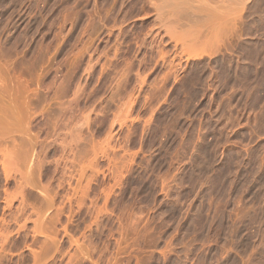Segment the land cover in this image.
Masks as SVG:
<instances>
[{"label":"rangeland","instance_id":"obj_1","mask_svg":"<svg viewBox=\"0 0 264 264\" xmlns=\"http://www.w3.org/2000/svg\"><path fill=\"white\" fill-rule=\"evenodd\" d=\"M236 2L0 0V264H264V30Z\"/></svg>","mask_w":264,"mask_h":264},{"label":"bare ground","instance_id":"obj_2","mask_svg":"<svg viewBox=\"0 0 264 264\" xmlns=\"http://www.w3.org/2000/svg\"><path fill=\"white\" fill-rule=\"evenodd\" d=\"M158 1H160V0H158ZM163 3H165V4H168L169 2H170V0H169V2H167L168 0H166V1H164V0H161ZM194 1L195 0H171V3H169L170 4V6H172L173 7V5L175 6L176 5V7L178 8V7H180V9H182V12L184 13V16H182V17H188L189 19L190 18H194L195 19V21H196V19L197 20H201L200 22H202L204 25H207L209 22H211L214 18L215 19H217L218 18V16H220L221 14H222V9H219V10H216V9H218L217 8V4L215 3L213 6H215V8L216 9H214V7H213V10H211V8H209L210 7V5L208 6L207 4H205L206 6H208V8L211 10H209L206 6H204L203 8L201 7V5L200 6H198L197 8H198V10H199V8H201V12L200 11H198L197 10V8H195L196 6L195 5H198V4H196V1H195V3H194ZM172 2H173V4H172ZM193 2V3H192ZM256 2L257 3H255V7H254V16H256V18L254 17V20L252 21V27L251 28H253V31H255V32H257L258 30V32H260V30L262 31V29L264 30V0H256ZM195 6L194 8H195V10H193V5ZM236 0H228V3H227V10L230 12V13H234L235 11H233V8H235L234 6L236 5ZM168 4V5H169ZM200 4V3H199ZM221 4V3H220ZM220 4H218V5H220ZM229 6H230V10L232 11H230L229 10ZM175 7V8H176ZM206 7V8H205ZM218 7H222V6H218ZM233 7V8H232ZM261 7H262V9H261ZM232 8V9H231ZM198 11V14H195L196 12H194V11ZM201 13V15H200V13ZM232 13V14H233ZM227 14H229V13H227ZM231 14V15H232ZM236 14V13H235ZM238 16V15H237ZM236 16V17H237ZM243 16V15H242ZM244 17V16H243ZM187 18V19H188ZM234 18L235 17H231V23H232V20H233V23L231 24V27L229 28V35H228V42H227V44H230V40L231 39H233L235 36H236V32L238 31H236V29L235 28H237V26L235 27V25H237V24H235L236 23V19H238V17L237 18H235V21H234ZM185 19V18H184ZM188 19V20H189ZM193 19V20H194ZM214 19V20H215ZM191 20V19H190ZM239 21H240V19H238ZM242 20V19H241ZM252 20V19H251ZM242 22V21H241ZM242 24V23H241ZM239 29V28H238ZM246 30H247V28H246ZM243 31V30H242ZM250 31H252V30H250ZM254 32V34H256ZM238 33V32H237ZM245 33V32H244ZM262 33V32H261ZM242 34V33H241ZM256 35H258V34H256ZM260 36V35H259ZM250 37V36H249ZM253 37V36H252ZM255 38V37H254ZM261 38V37H260ZM264 38V37H263ZM246 41V40H245ZM244 42V41H243ZM254 42H256L255 41V39H254ZM252 43L253 44V47L251 48V50L253 51V57L255 58V59H258L259 58V61H262V60H260V58H262V59H264V46H263V44H264V40H262V42L261 43ZM241 43V42H240ZM239 43V44H240ZM242 47V50L243 51H245L249 46H251L250 44H249V42L247 43V42H245V43H241L240 44ZM227 46V45H226ZM250 49V48H249ZM248 49V50H249ZM241 50V51H242ZM247 50V51H248ZM250 50V52L252 53V51ZM247 51L246 52H244L245 54L247 53ZM240 55V53L238 54V56ZM243 55V54H242ZM250 55V54H249ZM247 57H249L248 56V54L246 55ZM246 57V58H247ZM238 59V58H237ZM258 61V60H257ZM238 62V61H237ZM237 62H236V60H235V62H234V59L232 58V56H228L227 58H221L220 59V63H219V65H220V68L221 67H223V68H221V69H223L224 70V73H223V70H222V73H223V76H224V78H225V81H227V80H232V79H234L233 80V82H235V76H234V74L236 73V72H238V68H239V66L240 65H237ZM263 63V62H262ZM245 64V63H244ZM248 64V63H247ZM252 64V63H251ZM255 64V63H254ZM248 67V66H247ZM248 68H250V67H248ZM246 69V68H245ZM244 69V70H245ZM239 70H241V69H239ZM244 70H242L243 72H244ZM247 70V69H246ZM249 70H251V69H249ZM248 70V71H249ZM253 70V69H252ZM252 70H251V72H252ZM255 70V69H254ZM264 70V69H263ZM241 71H239V73H240ZM250 72V71H249ZM248 72V73H249ZM250 72V75L252 74ZM242 73V72H241ZM245 73V72H244ZM247 73V74H248ZM238 74V73H237ZM246 74V73H245ZM255 75V74H254ZM239 76H241L240 78L241 79H243V74H239ZM239 76L237 75V82H239L238 81V79H240L239 78ZM245 76H247L248 77V75H245ZM261 76H263V74L261 75ZM257 77V76H256ZM246 78V77H245ZM245 78L243 79L244 80V82H247V81H245ZM249 78V77H248ZM240 79V80H241ZM260 79V78H259ZM261 83H263V90H264V76H263V78H261ZM242 82V81H241ZM243 82V83H244ZM228 84H229V81H228ZM244 85V84H243ZM254 86V85H253ZM258 88V87H257ZM242 89H243V87H242ZM261 90H259V92H260ZM264 92V91H263ZM263 92H261V93H263ZM255 95V94H254ZM256 98H258L257 96H255ZM257 101V100H256ZM204 167V166H203ZM249 168V167H248ZM203 169V168H202ZM251 170V169H250ZM204 171V170H203ZM214 173V172H213ZM226 173V172H225ZM251 173H252V171H251ZM249 174V173H248ZM247 174V175H248ZM254 174V173H253ZM253 174H252V176H253ZM240 176V175H239ZM218 178H220L221 180H222V178H221V176L220 177H218ZM238 178V177H237ZM224 179V178H223ZM220 181V180H219ZM217 183V182H216ZM218 184V183H217ZM262 186V185H261ZM237 188V187H236ZM239 188V187H238ZM234 189V188H233ZM221 191V190H220ZM225 193V192H224ZM257 197V196H256ZM261 199V198H260ZM264 204V203H263ZM264 207V206H263ZM259 210V209H258ZM254 212V211H253ZM248 215V214H247ZM250 215V214H249ZM256 217V216H255ZM255 219V218H254ZM254 219H253V221H254ZM249 220V219H248ZM256 220V219H255ZM258 220H259V218H258ZM255 222V221H254ZM258 222V221H257ZM261 222V220L258 222V223H260ZM264 222V221H263ZM245 223V222H244ZM256 223V222H255ZM261 224V223H260ZM264 224V223H263ZM237 226V225H236ZM239 226V225H238ZM257 226H259V225H257ZM260 227V226H259ZM245 228H246V226H245ZM255 228V227H254ZM263 228V227H262ZM257 232V231H256ZM262 235V234H261ZM259 240V239H258ZM261 240V239H260ZM259 240V241H260ZM240 242V241H239ZM264 242V241H263ZM255 243H257V242H255ZM259 243V242H258ZM240 244V243H239ZM252 244V243H251ZM242 245V244H241ZM256 245V244H255ZM262 245V244H261ZM257 247V246H256ZM262 247V246H261ZM252 249H254L253 247H252ZM261 249V248H260ZM255 250V249H254ZM258 250V249H257ZM245 251V250H244ZM264 252V251H263ZM241 254H243V253H241ZM242 256V255H241ZM263 259V258H262ZM255 261V260H254ZM257 261V260H256ZM232 262V261H231ZM262 262V261H261ZM251 263H253V262H251ZM257 263V262H256ZM258 264V263H257Z\"/></svg>","mask_w":264,"mask_h":264}]
</instances>
